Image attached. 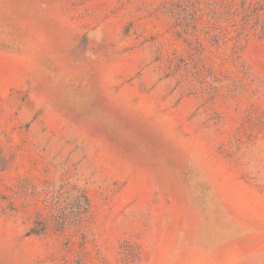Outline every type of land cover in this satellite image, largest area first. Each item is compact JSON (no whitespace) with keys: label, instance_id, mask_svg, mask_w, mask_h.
<instances>
[{"label":"rangeland","instance_id":"374dc122","mask_svg":"<svg viewBox=\"0 0 264 264\" xmlns=\"http://www.w3.org/2000/svg\"><path fill=\"white\" fill-rule=\"evenodd\" d=\"M0 264H264V0H0Z\"/></svg>","mask_w":264,"mask_h":264}]
</instances>
